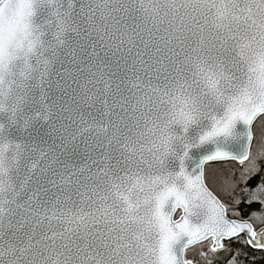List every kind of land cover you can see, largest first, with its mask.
<instances>
[{
    "label": "snow or ice",
    "instance_id": "1",
    "mask_svg": "<svg viewBox=\"0 0 264 264\" xmlns=\"http://www.w3.org/2000/svg\"><path fill=\"white\" fill-rule=\"evenodd\" d=\"M238 244L264 250V0H0V264Z\"/></svg>",
    "mask_w": 264,
    "mask_h": 264
},
{
    "label": "trees",
    "instance_id": "2",
    "mask_svg": "<svg viewBox=\"0 0 264 264\" xmlns=\"http://www.w3.org/2000/svg\"><path fill=\"white\" fill-rule=\"evenodd\" d=\"M251 210H255V208ZM237 248L240 250L238 264H264V250L253 249L238 244L234 247L233 251L235 252Z\"/></svg>",
    "mask_w": 264,
    "mask_h": 264
},
{
    "label": "water",
    "instance_id": "3",
    "mask_svg": "<svg viewBox=\"0 0 264 264\" xmlns=\"http://www.w3.org/2000/svg\"><path fill=\"white\" fill-rule=\"evenodd\" d=\"M258 250H260V249H258Z\"/></svg>",
    "mask_w": 264,
    "mask_h": 264
}]
</instances>
